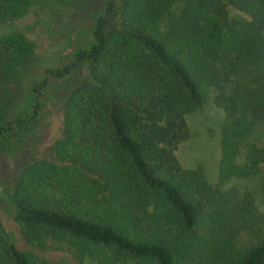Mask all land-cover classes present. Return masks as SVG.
<instances>
[{"label": "trees", "instance_id": "trees-1", "mask_svg": "<svg viewBox=\"0 0 264 264\" xmlns=\"http://www.w3.org/2000/svg\"><path fill=\"white\" fill-rule=\"evenodd\" d=\"M31 1L0 0V20L24 16ZM90 36L69 65L47 70L85 67L51 157L26 164L5 195L23 241L64 244L80 264H264V210L228 186L260 175L264 200V0H107ZM35 48L21 32L0 35L8 153L42 107L45 81L32 88V111L8 120ZM209 91L224 114L214 184L175 153ZM0 264L61 263L19 249L0 221Z\"/></svg>", "mask_w": 264, "mask_h": 264}, {"label": "rangeland", "instance_id": "rangeland-1", "mask_svg": "<svg viewBox=\"0 0 264 264\" xmlns=\"http://www.w3.org/2000/svg\"><path fill=\"white\" fill-rule=\"evenodd\" d=\"M107 0H39L26 4L20 18L0 20V35L21 32L35 44V55L24 67L14 87V102L8 120L24 117L32 111L34 86L46 82L41 89V110L36 122L26 125L23 132L10 141L15 147L10 153L0 142V221L14 244L21 250H32L38 255L61 264H80L72 250L59 245L54 249L27 245L14 219L13 210L5 195L10 194L13 182L21 169L37 158H50L55 139L59 136L64 105L68 96L84 74L85 67L72 68L65 76L57 77L48 69L62 68L71 63L73 55L91 42V21L100 13ZM233 14H237L233 11ZM223 112L212 102L209 91L203 106L186 117L189 136L176 149L183 168H202L207 181L216 182L220 156ZM261 176L233 178L228 186L249 190L256 195L259 207L264 200L259 191ZM87 264V262L82 263ZM117 264H138L123 261Z\"/></svg>", "mask_w": 264, "mask_h": 264}]
</instances>
